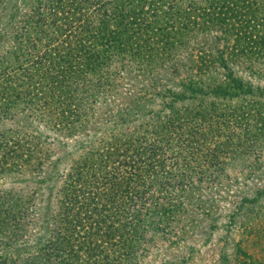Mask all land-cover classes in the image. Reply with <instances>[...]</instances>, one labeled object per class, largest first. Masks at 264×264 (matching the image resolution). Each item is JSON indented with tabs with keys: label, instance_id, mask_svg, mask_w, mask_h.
<instances>
[{
	"label": "trees",
	"instance_id": "trees-1",
	"mask_svg": "<svg viewBox=\"0 0 264 264\" xmlns=\"http://www.w3.org/2000/svg\"><path fill=\"white\" fill-rule=\"evenodd\" d=\"M14 22L0 54V117L21 112L58 133L89 123L90 104L113 85L99 73H121L107 67L137 61L152 47L162 51L213 27V39L223 42L214 50L222 68L234 57L264 55V0H33ZM199 92L252 94L230 73L215 90ZM196 108L150 116L147 127L120 121L89 143L80 164L63 174L48 239L22 263L0 249V264H130L152 215L174 208L169 182L190 178L192 163L208 153L202 143L214 115L200 101ZM37 133L31 123L0 130V174L41 164ZM7 195L0 227L23 229L32 195Z\"/></svg>",
	"mask_w": 264,
	"mask_h": 264
},
{
	"label": "rangeland",
	"instance_id": "rangeland-1",
	"mask_svg": "<svg viewBox=\"0 0 264 264\" xmlns=\"http://www.w3.org/2000/svg\"><path fill=\"white\" fill-rule=\"evenodd\" d=\"M32 2L0 0V54L20 10ZM216 32L207 28L165 50L152 47L137 61L109 65L111 72L122 67L121 73H99L106 79L110 74L113 85H105L107 91L90 104L89 123L72 133H58L40 118L26 119L21 112L0 117V130L31 123L43 141L40 165H22L19 171L12 167L0 174V197L8 200V192L27 193L33 208L23 229L0 227L4 253L15 251L22 263L45 243L63 174L80 164L89 143L120 121L133 119L135 125L147 127L150 116L194 111L200 101L214 115L212 131L202 143L208 153L192 163L190 178L169 182L174 208L152 215L130 264H264V55L255 61L242 59L248 54L234 57L222 68L214 50L223 42L213 39ZM225 73L252 94H212Z\"/></svg>",
	"mask_w": 264,
	"mask_h": 264
}]
</instances>
